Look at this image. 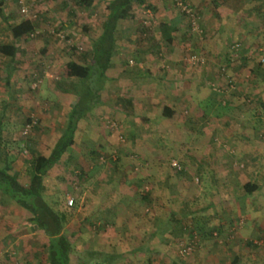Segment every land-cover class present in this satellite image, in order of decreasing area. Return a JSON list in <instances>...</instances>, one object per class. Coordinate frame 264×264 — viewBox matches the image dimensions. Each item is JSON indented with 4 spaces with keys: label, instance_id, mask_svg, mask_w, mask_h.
<instances>
[{
    "label": "rangeland",
    "instance_id": "1",
    "mask_svg": "<svg viewBox=\"0 0 264 264\" xmlns=\"http://www.w3.org/2000/svg\"><path fill=\"white\" fill-rule=\"evenodd\" d=\"M75 1L79 2L80 0H72V2ZM179 1L174 0L175 3ZM182 1L188 4L184 0ZM80 4L90 6L86 0ZM260 4L263 6V0L260 1ZM176 6L181 12L180 6L178 4ZM191 9L196 13L193 7ZM175 11L178 10L175 9ZM95 12L97 16L93 14L89 16L87 12L83 14V11L77 16L74 26L75 36L53 23L46 22V26L37 25L38 33L33 37L26 36L23 40L24 44L29 46V50L20 55V70L8 80L1 79L0 74V85L7 84V87H10V94L16 92L13 87L21 88L18 92L19 98H16L19 103L17 112L12 113L10 112L11 108L6 109L9 119L12 118L11 122L1 120L5 109L3 97L0 96L1 147L12 159L11 166L18 173L21 181L27 179L25 170L30 158L29 150L45 153L49 150L53 140L51 137L45 141L39 138L42 134L49 133L47 129H49L52 117H47L49 116L47 113H50L54 107L51 103L53 94L50 95L51 92L46 88V81L44 84L42 82L40 87L32 89V79L33 77H41L43 80L50 78V82L55 83L57 79H63L66 76L65 71L69 58L84 64L91 60L92 40L101 29L104 18L103 6H100ZM154 12L155 9L151 7V4L150 6L144 5L141 10L135 12L136 18L129 19L131 22L133 21V25L130 24L132 27L127 25L126 28H123L127 29L131 36L120 39L119 46L126 45L128 49L132 47L136 51L133 53L134 58L131 57V51L127 50H125L126 55L123 56V67H128L130 73H135L138 67L141 71L146 70L143 68L145 66L143 60L138 55L142 50L150 48L153 50L151 55L157 53L158 55L155 56L160 58L158 51H161L164 46L159 45L153 34L155 31L153 27H156L158 21ZM181 13L186 31L190 33L191 38L187 41L188 45H184L183 48L181 44H175V49L181 50L182 54L181 58H176L177 65L176 63L175 65L196 68L201 72L206 68L212 71L213 76L210 75L207 79L201 80L199 95L204 96L222 89V92L224 91L223 99L229 100L233 107L230 110L232 116L197 117L196 113H201V111L199 109L195 111V108L190 106L189 99H186V104L177 106L179 117H149L148 123L143 122L142 117H101V120L98 119V126L102 127L105 130L104 134L108 136H105L107 144L97 150L101 158L97 159V156L94 155L89 160L83 157L81 161H65L58 169L50 171L46 177L48 190L56 191L47 199L52 203L55 202L57 208L67 212V222L68 224L72 222L68 226L66 223L67 231L73 226L79 230V237L75 240L77 245L81 240V243L86 240L90 246L95 245L97 237L111 236L113 230H111L109 222L89 219L86 220L88 226H78L77 218L89 215L94 210L109 213L115 209L117 204H121L118 201L121 195L137 198L136 202L131 204L134 206L135 212L143 215L151 209L154 210L155 205L152 207L150 202L139 201L142 194L150 192L152 197L156 195L158 197L161 194L173 196L177 192L184 196L185 202L165 203L161 201L159 202L160 205H163L161 213L162 211H173L182 206L184 211L197 209L201 210L199 213L209 215L212 209L206 210L208 204L211 203L213 195L221 194L222 181L227 179V173H232V177L236 180L240 179L238 177L241 175L243 181H252L255 177L254 171H256L253 169L257 167V162L264 157L258 159V142H264V117H252L254 99L250 91L244 92L245 84L251 86L253 84L252 72L254 68L258 64H264L259 60L260 51L250 50L245 54L242 42L229 41L231 38L228 40L225 38L227 43L224 41L221 46H223L222 48L227 46V50L223 49L218 53L221 56L219 58L212 57L209 52L210 37L202 23L204 19H202L201 13L197 22L201 31L193 30L189 25L188 18L183 12ZM234 18L236 19V16ZM261 18L264 19V16ZM40 21L43 22V18ZM145 33L148 35H144ZM132 35L135 38H132ZM47 37L54 45L51 47L52 50L55 52L60 50L62 54L59 56L62 58L56 57V53L51 51L47 53L46 44L51 43L46 40ZM234 43L240 44L236 55L231 51V45ZM44 48L45 50H43ZM221 53L224 55L222 56ZM192 54L199 56L201 60L196 64H191L188 59ZM70 55L73 56L70 57ZM83 55L84 61L82 60ZM166 62L162 66L167 67L169 64L168 61ZM55 65H58L57 72L54 70ZM223 68L229 74L231 82H228L226 76L221 74ZM154 111L158 112V108L155 107ZM157 112L155 115L158 114ZM30 117L36 119V124L27 134H23ZM7 123H10L9 129ZM173 160L179 163L181 170H177L171 165ZM149 169L155 173L152 182L145 180V176H143L144 171ZM163 177L167 178L169 185L161 184L162 180L159 178ZM132 181L139 182L136 188L131 187ZM54 185L56 186L53 187ZM89 194L91 196L87 197ZM68 197L73 198V204L70 207L65 205ZM9 203L11 202L3 205L4 203L1 202V264H45L41 248L43 243L41 233L33 228L29 222L28 214L24 211H22L23 216L20 214L23 218L20 223L18 213L10 208ZM195 215L197 216V214ZM13 219H17V222ZM187 223L190 226L194 225L193 221L187 220ZM97 225H103L104 229L94 227ZM238 225H240L239 222ZM181 227H183L182 223ZM22 232L30 234H27L23 242L18 244L16 241ZM182 232L181 228L180 233ZM141 235L132 237L127 246H131L134 241H141ZM182 236L178 232L176 235L165 234L160 243L156 241V247L149 251L140 250L130 253L129 248L124 251L117 249L115 251L123 255L116 257L112 264H127L129 261V264H205L209 258L210 250L200 243L207 238L212 240V237L207 236L206 238L201 235L199 245L195 246L189 255H184L180 252L179 245L187 235ZM135 238L137 239L135 240ZM155 239L157 238L155 237ZM215 241L221 245V242L219 243L220 236ZM215 252L218 253L215 255L218 258L224 255L220 250ZM79 254H81L80 251ZM74 262L77 263V258L74 259Z\"/></svg>",
    "mask_w": 264,
    "mask_h": 264
},
{
    "label": "crops",
    "instance_id": "2",
    "mask_svg": "<svg viewBox=\"0 0 264 264\" xmlns=\"http://www.w3.org/2000/svg\"><path fill=\"white\" fill-rule=\"evenodd\" d=\"M17 1L18 0H0V43L13 45L16 48V55L13 59H11L10 56L0 53V74L1 79L4 80L5 78H12L13 74L20 70V55L29 50V46L25 45L23 41L25 37L13 39L10 34V25H15L22 19L19 13ZM27 1L31 2L38 11L39 21L37 22V25L40 26L43 24L46 26V22L53 23V25H58L61 29L71 32L74 36V26L76 25L75 19L77 16L80 15L82 11L84 12L83 14H86L87 12L89 16H92L91 14L97 16L95 10L100 8V6H103L104 18L101 23V29L98 30L97 35L93 38V42L102 33V25L107 16L106 6L110 0H86L90 4L89 7L80 4L78 1L72 2V0ZM184 1L188 3L189 6L193 7L197 14L199 13V17L201 13V17L204 19L202 23L205 26V30L207 31L206 33L210 37L209 42L211 45H209V52L212 54V57H221L218 53H220L223 49L225 51L227 50V46L222 48L223 46H221V44L229 38H231L229 41L237 40L242 42L244 44L245 54L246 52H249L250 50L253 51L256 48L258 50L260 48H264V19L261 18L264 16V5L262 6L260 4L261 0H252L253 2L251 0V2L248 0ZM150 4L151 7L155 9L154 13L158 20L156 27H153L155 30L153 34L158 40L159 45L161 44L164 47L161 51H158L160 58L155 56L157 53L155 55H151L153 50L150 48L144 49L141 53H138L139 57L145 64L143 68L146 70L141 71L138 67L136 69L137 71L135 70V73H130L128 72V67H123V56L126 55L125 50H127L131 51V57L134 58L133 53L136 51L135 48L132 47L131 49H128L126 45L119 46V42L121 41L120 39L131 36L128 30H124L123 28H126L125 26L127 25L132 27L130 24L133 25V21L131 22L129 19L136 18L135 12L141 10V7L144 5L150 6ZM176 4L177 3H175L174 0H146L142 5H133V17L121 19L118 22L116 49L111 58V65L106 70L107 80L100 89L99 102L88 110L83 118L79 120L74 143L68 148L67 152L61 158V161L56 166L51 168L48 173H50V171H54V169H58L65 161H81L83 157H86L85 159L89 160V158L92 157V153H90L91 150H100L105 146V144H107L106 137L108 136L104 134L105 130L98 126L97 123L98 119L101 120V117H142L143 122L147 123L149 121V117H177L179 114L177 106L186 104V99H189V104L195 108V111L198 109L201 111V113L195 112L197 117H215L212 111H204L202 108V106L207 102V99L213 96V93H209L204 96L199 95V92L201 91V80L207 79L210 75L213 76L212 71L206 68V70L201 72L196 68L176 66L177 63L175 60L176 58H181L182 54L180 53L181 50L175 49V44H181L183 48L184 45H188L187 41L191 38L189 35L190 33L186 31L184 20H182V13L179 11ZM175 9L179 12L175 11ZM235 16L236 19L234 18ZM42 18L44 20L43 22L40 21ZM167 22L172 25L171 36L173 38L170 43L164 40L160 30L161 24ZM146 34L147 33L144 35ZM132 38H135V36L132 35ZM46 40L51 42V39L48 37ZM225 43L227 42L225 41ZM192 45L194 46V43ZM53 46L52 42L48 45L46 44V47H48L47 53L51 51L56 53V57L58 56V58H62V56H59V54H62L60 50H56V52L53 51L51 48ZM43 50H45V48ZM221 54L222 56L224 55V53ZM72 56L73 55H70V57ZM71 60L72 59L69 58V61ZM82 60L84 61V55ZM166 61H168L169 65L167 67L162 66L163 63H167ZM54 70L57 72L58 65H55ZM252 74L253 84L252 86L245 84L244 92L250 91L254 99L253 110L251 112L252 117H264V64H258L254 68ZM50 80V78H45L42 84L46 81V88L51 92L50 95L53 94L51 103L54 107L50 113H47L49 115L47 117L52 118L49 129H47L49 133L41 135L42 138H45L46 136L48 137L45 139L39 137L43 141L49 139V137H51V140L53 139L50 143L49 150L62 133L67 120L68 112L75 103L77 96L73 87L68 88V83L76 82L75 78H71L66 75L63 79H57L62 83L60 84V87V82H57L56 80L55 83H51ZM5 86L4 83L3 85H0V96L3 97V107L5 109V111L3 110L5 113H2V117H4L2 120L3 122H8L12 120V118L9 119V114L6 113V109L11 108L10 112H17L19 109V103L16 98H19L18 92L21 88L19 86L17 88L16 86L13 87L16 92H14V94H10V87H7V84ZM121 97H125L131 102V108L128 109V114L117 108V99ZM229 104L231 105L230 102ZM155 107L158 108V112L154 111ZM155 112L158 114L155 115ZM231 116L230 110H228L219 117ZM9 124L10 123H7L8 129ZM258 143L259 154H257L259 155L258 159H260L264 156V142L259 141ZM49 150L43 153L48 154ZM256 166L257 167L253 169L256 171H254L255 177L252 181H243L241 175L238 177L240 179L236 180L232 177V173H227V179L222 181L223 185L220 190L221 194L213 195L211 203L208 204L206 210L209 211L212 209L209 215H203V213H199L201 210L197 209H192L193 211H184L181 208L182 206H180L179 209L175 208L173 211L168 210L165 212L162 211L161 213L163 206L159 204L161 201L165 203L171 201L185 202L184 196L182 194H178L177 192H175L173 196L161 194L158 195V197L157 195L152 197V194L149 192L150 195L148 199H138L144 203L150 202L152 207L155 205L154 210L151 209L148 213L143 215L135 212L134 206L131 204L134 201L136 202L137 198L130 195H121L118 198V201L121 204H117L115 209L111 210L109 213L94 210L89 213V215H82L77 218L78 226H88L86 220L88 221L89 219H92L109 222L110 228L113 230L111 236H106L105 238L97 237L95 239V245H91L94 247H91L86 240L83 241L82 247L93 250H110L113 249V247L118 250H125L126 248H129L130 250H138L140 248L145 251L153 250L156 247L155 242L157 241L160 243V240L164 238L163 235H176L177 232L180 233L181 223L189 220L193 221V224L200 230L201 233H205L203 235L206 238V234L208 235L207 232L210 230L216 228L219 231L218 236H220L219 243L221 242V245L217 244L215 241L218 236L213 237L212 240H208V238L204 239L200 243L201 245L203 244L206 249L210 250L209 258H207L205 264H264V177H262L264 176V157L257 162ZM144 172V179L152 182L155 173L152 170L150 171V169L145 170ZM47 175L44 178V195L46 198H50L56 193V191L48 190V183H46ZM159 179L162 180L161 184L165 186L169 185L166 177ZM132 182L133 183H130L131 187L136 188L139 182ZM246 183L254 186L252 192L247 193L243 189V185ZM55 186L56 185L53 187ZM89 196H91V194L87 197ZM2 198L3 196L0 192V264L1 202H3V200L5 201L3 205L10 202ZM156 202L157 204H155ZM9 205L10 208H13L18 213V221L22 223V210L12 202L9 203ZM195 214H197V216ZM81 218H83L84 222L83 220H80ZM13 220H16L15 222H17V219ZM237 222H239L240 225L234 227L235 229L231 227V225H234ZM70 224H72V222H69V224L67 222V226ZM27 234L30 233L22 232L18 236L16 242L21 244ZM100 234H102V232H100ZM139 234H142L141 241H134L131 246H127V243L131 240V238L138 236ZM155 237L157 239H155ZM136 239L137 238H135V240ZM218 250L222 251L224 254L220 258L215 256L218 254L215 251ZM129 263L130 261L127 264Z\"/></svg>",
    "mask_w": 264,
    "mask_h": 264
},
{
    "label": "trees",
    "instance_id": "3",
    "mask_svg": "<svg viewBox=\"0 0 264 264\" xmlns=\"http://www.w3.org/2000/svg\"><path fill=\"white\" fill-rule=\"evenodd\" d=\"M82 1L80 0L79 2L81 3ZM145 1L110 0L106 6L107 16L102 25V33L92 42L91 60L85 64L74 60L67 63L65 74L68 77L76 79V82L68 83V88L73 87L76 91L75 103L68 112L62 133L56 139L48 154H44L41 151L29 150L30 158L25 170L27 177L25 181H21L18 173L13 170L11 166L12 159L2 149L0 139V192L3 196L2 199L14 203L18 208L28 214L29 222L43 237L41 248L44 253L45 263L47 264H112L116 257L123 255L115 251L117 249L114 247L110 250L86 249L82 247L83 242L81 243V241L77 245L75 240L79 237L78 229L73 226L72 229L67 231L66 223L68 221V214L65 210L57 208L55 202L52 203L45 197L44 178L48 171L61 161V158L67 152L68 148L74 143L79 120L99 102L100 89L107 80L106 70L111 65V58L116 49L118 22L121 19L133 17V5H142ZM186 5L189 6V4ZM183 14L186 17L188 16L184 12ZM187 18L189 25H191V18ZM38 21V16L35 19L22 17L17 24L10 25L9 27L12 38L29 37V34L35 30ZM160 28L164 40L170 43L173 38L171 36L172 25L167 22L161 24ZM253 51L258 52V49L256 48ZM0 53L10 56L13 59L16 55V48L13 45L0 43ZM221 74L225 76V73L222 72ZM6 79L8 80V78ZM57 82L60 81L57 80ZM60 84L62 83H59V87ZM223 92L222 89L221 91L213 92V96L207 99V102L202 106L203 110H208V112L212 111L215 117H219L228 110L233 109L229 104V100L223 99ZM116 104L118 109L128 114V109L131 108L130 100L121 97L117 99ZM2 119L4 117H1ZM33 119V117L28 118L26 124L31 123ZM34 120L35 122L32 124V127L36 124V119ZM1 129L2 122L0 124V133ZM90 153H92V156L96 155L97 159L101 158L97 149L91 150ZM243 189L249 193L252 192L254 186L246 183L243 185ZM149 195V192H146L142 194L141 199H148ZM237 225L238 222L231 226L234 228ZM182 226L180 230L182 228L183 232L179 234H182V237L187 236L181 242L187 243L195 239V246L199 245V240L203 233L194 225H188L187 221L182 223ZM94 227H97V229L102 227L104 229L103 225ZM218 232V229L215 228L207 232L208 235L206 234V236L213 238L218 235ZM179 246L181 247V245ZM140 250L141 248L129 252L134 253V251ZM79 251L82 256L81 254L78 255ZM77 255L78 257H76ZM75 258H77V263L74 262Z\"/></svg>",
    "mask_w": 264,
    "mask_h": 264
},
{
    "label": "built area",
    "instance_id": "4",
    "mask_svg": "<svg viewBox=\"0 0 264 264\" xmlns=\"http://www.w3.org/2000/svg\"><path fill=\"white\" fill-rule=\"evenodd\" d=\"M17 4H18L19 13L22 17L29 18V19H35L38 16V11L31 2H28L27 0H18ZM177 4L180 6L181 12H184L186 15H188L187 17L191 18L190 23H191L192 29L193 30L199 29L200 27L197 23L199 20L198 14L195 13L194 11H192V9L188 5L184 4L182 1H179ZM199 30L201 31V29H199ZM37 33H38V29L35 28V30L29 34V37H33ZM239 48H240L239 43H234L232 45L231 51L233 52L234 55H236ZM259 51H260L259 60L261 63H263L264 62V48H260ZM188 60L190 61L191 64H196L201 59L199 58V56L192 54V55H190ZM222 72L225 73V76H226L228 82H231V79L229 78L230 76L227 73V71H225L224 68L222 69ZM42 81H43V79L41 77H33L32 83H31V88L36 89L37 87L40 86ZM34 122H35V120L33 119L31 123L26 124V126L23 130V134H27L30 131L32 124ZM110 126H112V125L110 124ZM171 165L174 166L177 170H179L181 168L179 163L177 161H174V160L172 161ZM72 204H73V198L68 197L65 205L67 207H70ZM194 247H195V239L191 240L190 242H187V243H181L180 252H182V254H184V255L189 254L194 249Z\"/></svg>",
    "mask_w": 264,
    "mask_h": 264
}]
</instances>
